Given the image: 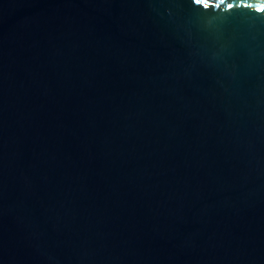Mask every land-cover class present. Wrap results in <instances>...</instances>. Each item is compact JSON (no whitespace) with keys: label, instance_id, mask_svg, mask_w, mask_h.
Returning a JSON list of instances; mask_svg holds the SVG:
<instances>
[{"label":"water","instance_id":"water-1","mask_svg":"<svg viewBox=\"0 0 264 264\" xmlns=\"http://www.w3.org/2000/svg\"><path fill=\"white\" fill-rule=\"evenodd\" d=\"M0 264H264V0H0Z\"/></svg>","mask_w":264,"mask_h":264}]
</instances>
